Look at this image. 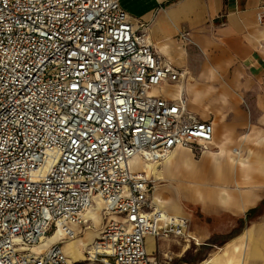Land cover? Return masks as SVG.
<instances>
[{"label":"built area","instance_id":"1","mask_svg":"<svg viewBox=\"0 0 264 264\" xmlns=\"http://www.w3.org/2000/svg\"><path fill=\"white\" fill-rule=\"evenodd\" d=\"M186 77L118 0H0V264H160L146 237L192 240L189 220L154 207L152 180L129 168L211 143L184 92L149 93ZM93 199L105 222L83 261L60 243L32 250L50 232L75 239Z\"/></svg>","mask_w":264,"mask_h":264},{"label":"crops","instance_id":"2","mask_svg":"<svg viewBox=\"0 0 264 264\" xmlns=\"http://www.w3.org/2000/svg\"><path fill=\"white\" fill-rule=\"evenodd\" d=\"M263 1L118 0L133 27L146 28L165 62L184 70L186 79L188 74L209 79L198 85L209 90L207 100L214 102L202 112L187 101V110L213 127L206 150L175 148L155 165L162 180L131 165L134 159L147 162L141 157L129 162L131 172L157 181L148 192L154 207L189 220L190 241L144 239L146 253L154 258L165 241H175L179 246L175 257L187 254L192 246L202 247L205 256L196 264H264V212H259L264 207V121H246L235 92L213 80L227 76L231 65L264 74ZM259 13L261 24L256 20ZM228 101L233 110L224 107ZM221 238L219 245L209 242Z\"/></svg>","mask_w":264,"mask_h":264},{"label":"rangeland","instance_id":"3","mask_svg":"<svg viewBox=\"0 0 264 264\" xmlns=\"http://www.w3.org/2000/svg\"><path fill=\"white\" fill-rule=\"evenodd\" d=\"M190 77V78H189ZM209 80L208 78L203 79L201 76L188 74V78L183 80L184 83V92L187 97L189 107L198 106L199 110L203 112V109L208 107H212L214 102L207 100L204 96V99L195 97L190 88H200L198 84H203L202 81ZM213 80H218L222 85L229 87L231 90L235 92V97H237V105L243 110L245 114L246 121H264V74L259 76L254 73V70L248 67H243L239 65H231V67L227 71V76L223 78H213ZM218 87V84H215ZM190 89V90H189ZM150 94L157 97L162 98H174L175 97V86L173 84L165 83L161 87H157L151 89L149 91ZM232 102V101H231ZM230 101L224 103V107L226 109H232L233 105ZM209 103V104H208ZM209 110L205 111L208 113ZM154 165H158L154 163ZM134 168H138V164L133 165ZM159 168V166H158ZM140 170V169H138ZM147 174V173H146ZM149 176V174H147ZM151 177V176H150ZM152 178V177H151ZM152 180L151 190L157 185V181ZM99 205L97 199H93L92 208L97 207ZM101 205V204H100ZM101 207V206H100ZM260 213L264 212V207H262L259 211ZM100 221L97 223L96 218L90 219L89 227H84L83 229H78L77 227H73V230L76 233V238L73 240H66L65 237L61 233L50 232L45 239L42 241L40 245L33 248L32 250L37 253H43L51 244L60 243V248L65 258L72 262L83 261V253L87 248L88 244L91 243L95 237H92V240L87 244V240L92 236L90 234H98V231L104 224L105 218L102 216L99 208ZM56 234V235H55ZM224 239H211L209 242L219 245L221 241ZM64 245H70L71 249L75 250L73 256H68L64 251ZM147 248H151V245H148ZM38 249V250H36ZM27 250V249H25ZM179 250L178 244L174 241L164 242L160 250L156 252L155 259L162 264H196L198 260L205 256V253L202 252V247H191L190 250L187 251V254H183L180 257H175L173 254H176ZM78 251V253H77ZM170 252V253H168ZM172 252V254H171ZM167 254V257L164 256ZM171 258V260H170ZM192 262V263H191Z\"/></svg>","mask_w":264,"mask_h":264},{"label":"bare ground","instance_id":"4","mask_svg":"<svg viewBox=\"0 0 264 264\" xmlns=\"http://www.w3.org/2000/svg\"><path fill=\"white\" fill-rule=\"evenodd\" d=\"M190 89H191L192 94L195 97H198V98H201V99H203L204 96L207 98L208 97L207 95H210L208 89H201V88L197 89L196 87L195 88H190ZM180 92L183 93V85L182 84H178L177 85V89H176V86H175V95H177L178 93L180 94ZM136 164H138L137 167H140V169H142V171L147 172L148 174L156 177L155 179L162 180V177L156 174V167H155L154 164H152L150 162H141L140 159H134L132 161V164L131 165H136ZM99 208H100V205H97V207H95V208H92V207L89 208L87 210L86 217H88L90 219L96 218L97 223H99V221H100ZM90 235H92V236L84 244H87L88 242H90L92 240V237H96L98 234L92 233ZM63 249H64V251L67 253V255L69 257L70 256H73L74 253H75V250L74 249H71L70 248V245H64ZM36 250H38V249H36ZM77 253H78V251H77Z\"/></svg>","mask_w":264,"mask_h":264},{"label":"trees","instance_id":"5","mask_svg":"<svg viewBox=\"0 0 264 264\" xmlns=\"http://www.w3.org/2000/svg\"><path fill=\"white\" fill-rule=\"evenodd\" d=\"M263 203V202H262ZM255 210H253V211H251V212H249L247 215H249V214H251V213H253Z\"/></svg>","mask_w":264,"mask_h":264}]
</instances>
